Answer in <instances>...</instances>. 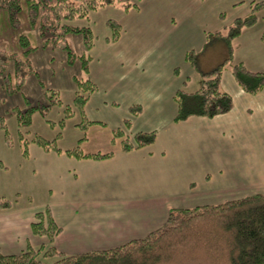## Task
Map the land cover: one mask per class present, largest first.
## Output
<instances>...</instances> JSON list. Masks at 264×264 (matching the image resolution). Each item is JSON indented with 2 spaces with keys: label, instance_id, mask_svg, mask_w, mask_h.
Returning a JSON list of instances; mask_svg holds the SVG:
<instances>
[{
  "label": "crops",
  "instance_id": "1",
  "mask_svg": "<svg viewBox=\"0 0 264 264\" xmlns=\"http://www.w3.org/2000/svg\"><path fill=\"white\" fill-rule=\"evenodd\" d=\"M250 1L252 8L256 1L264 0ZM133 3L137 8L131 12L139 9V3ZM163 5L166 12L161 18L152 11L154 18L149 22L144 21L149 19L147 16L140 19L137 36L142 32L148 40H156V44L128 53L124 58L127 72L122 81L102 88L92 71L87 74L99 88L100 99L93 101L95 105L114 110L123 107V114L117 115L120 117L117 130L122 129L120 121L132 117L138 127L135 134L156 131V142L131 152L119 149L106 160H79L43 151L45 162L40 167L46 169L47 183L54 187L50 202L36 209L29 205L19 210L13 204L6 209L0 207V249L5 255L51 245L48 237L36 236L32 231L36 214L46 208L62 229L54 245L102 250L143 239L161 229L175 208L218 205L264 194V90L258 95L244 92L229 68L223 73L221 86L232 96L233 110L213 119L194 117L176 123L175 94L186 90L192 82L191 75L184 78L181 71L186 66L187 54L198 49L191 48L195 47L192 41L198 39L203 45L196 50L201 52L209 44L206 45L207 35L191 36L205 24L204 15L200 16L201 1L191 0L180 12L178 5L171 2ZM203 33L207 34V30ZM263 33L248 35L242 41L243 33L236 40L249 50L245 55L235 52V63H243L252 72L264 73ZM155 52L157 55L153 56ZM149 59L151 62L147 63ZM158 62L162 66H156ZM147 72L153 75L146 78ZM199 87L197 83L186 91L196 92ZM107 94H111L109 99ZM135 105L142 108L138 116L130 112ZM198 173H204L203 197L195 192L197 182L193 177ZM182 184L189 185V191L175 196ZM201 199L204 203L196 204Z\"/></svg>",
  "mask_w": 264,
  "mask_h": 264
},
{
  "label": "rangeland",
  "instance_id": "2",
  "mask_svg": "<svg viewBox=\"0 0 264 264\" xmlns=\"http://www.w3.org/2000/svg\"><path fill=\"white\" fill-rule=\"evenodd\" d=\"M130 1L138 2L139 9L127 12L121 5L105 6L91 13L89 19L75 22L77 26L91 28L92 46L87 48L82 35L70 34L68 42L75 54L72 61L69 60L67 52L55 49L52 44L47 47L42 46L43 39H41L38 30L29 28L25 12L18 15L22 22L18 28L14 27L8 13L0 12V55L12 53L22 55L28 47H39L29 56L33 72L26 74V80L21 89L13 92L8 91V88L17 87L14 61L5 64L4 74L10 76L7 86L0 73V201H8L19 210L29 205L36 209L49 204L51 189L54 187H50L51 185L47 183L46 169L40 167L41 162H45V158L42 154L44 153L43 148L34 141L37 136L55 143L62 151L78 149L84 154H106L115 153L120 149L121 138H118L115 132L118 129L116 124L120 120L117 115L123 114V107H120V110H114L110 106L105 108L95 105L93 101L100 99L97 98L100 93L97 86L95 92L90 93L85 105V114L75 104L76 94L79 91L78 82H85L89 79L87 72L82 67V56L90 59L88 75L92 71L102 88L112 82L122 81L127 72L128 63L124 61V58L128 53L138 52L139 47L142 46L146 50L147 47H153L156 44V40H148L142 32L138 36L142 35L143 40L138 38L140 19L147 16L149 19L144 21L149 22L154 18H151L152 11L158 13L161 18V14L166 12L164 2L178 5L177 9L180 12L183 5L190 3L191 0ZM201 2L203 6L200 16L204 15L205 24L199 26L192 33L191 36L195 38H198L199 35L205 38L208 34L217 33V30L225 33L236 19L247 17L252 10L250 0H205ZM258 2L261 1H256V3ZM257 17L255 25L243 31L244 39L242 41L247 39L248 35L256 36L264 32V9L257 13ZM109 21L116 22L121 27V34L117 41H111L114 31L109 26ZM205 30H207V34L203 33ZM22 35L30 38L29 45H23L22 41L25 39L21 37ZM192 42L195 46L191 47L192 49L203 47L198 39H193ZM233 45L232 63H235V52L236 55H245L249 49L237 44L236 40ZM187 46L189 45L187 44ZM196 50L190 52L199 53L198 56H200H197V59L202 72L215 69L229 57V48L224 40L214 39L207 47L203 48L202 52ZM155 55H157L156 52L153 56ZM150 62L151 59L147 63ZM156 66H162L161 62L156 63ZM181 71L184 78L188 74L191 75L192 82L186 90L191 91L193 86L201 83L199 71L189 61L186 66L181 68ZM152 75L153 73L147 72L145 77L150 78ZM110 95L107 94V99L110 98ZM35 107L39 109L33 113L32 123L20 125L18 115ZM131 115L133 114L131 113ZM127 119L132 122L129 128L125 124ZM97 120L106 121V124L98 123L101 121ZM120 122L122 129L119 130L126 131L129 134L127 136L133 139L138 128L133 123V118L128 117ZM24 150L28 151L27 155ZM203 174L198 173L193 177V180L197 182L195 192L201 193L200 197H203L204 192ZM188 186L182 184L181 189L175 191V196L186 194V190L189 191ZM197 202L199 203L196 204L204 203L203 199ZM50 247L51 245L41 248L43 251H41L39 259L43 264H54L60 259L58 255H45ZM57 247L59 246L57 245ZM89 250L97 249L81 250L78 247L73 249L59 247V251H64L66 255L88 252Z\"/></svg>",
  "mask_w": 264,
  "mask_h": 264
},
{
  "label": "trees",
  "instance_id": "3",
  "mask_svg": "<svg viewBox=\"0 0 264 264\" xmlns=\"http://www.w3.org/2000/svg\"><path fill=\"white\" fill-rule=\"evenodd\" d=\"M110 5H121L127 12L137 8V4L130 0H0V12L8 13L16 28L22 24L18 15L25 12L29 28L38 30L43 39L42 46L52 44L55 49L67 52L69 60L72 61L75 54L68 42L70 34L82 35L87 48L92 46L91 28L77 26L75 22L89 19L91 13ZM263 9L264 1L254 3L250 14L245 18L236 19L225 33L220 31L207 35L206 45L214 39H221L229 48V57L211 72L203 73L199 70L197 53L187 54L186 60L200 72L201 83L196 92L181 89L175 94L174 100L178 107L176 123L194 117L213 119L233 110V98L221 86L223 73L229 68L244 92L251 95L263 92L264 73L252 72L243 63H232L234 41L241 37L246 28L255 25L258 20L257 13ZM108 24L114 31L111 41H117L121 27L113 21ZM21 37L25 39L22 41L24 46L30 44L29 37ZM262 40L264 41V33ZM38 48L28 47L22 55H0V73L6 86L10 76L4 74L5 64L14 61L16 65L17 87L8 88L9 92L21 89L26 74L33 72L29 56ZM82 60V67L88 74L90 59L82 56ZM78 86L75 104L85 114V105L90 93L95 92L97 88L90 79L79 81ZM37 109L39 108H31L19 114L20 125H30L32 115ZM130 110L135 116L142 112L139 105L131 107ZM125 124L129 128L132 122L127 119ZM115 135L121 138L120 150L123 152L151 146L157 140L156 131L139 132L133 139L122 130H117ZM34 141L45 152H55L79 160H106L114 156L113 152L84 154L78 149L62 151L55 143L39 136L35 137ZM24 153L27 155L28 151L24 150ZM0 205L6 209L11 203L1 200ZM32 231L36 236L49 238L51 247L45 255L60 256L54 264H264V194L256 193L218 205L171 210L165 225L143 239L132 240L116 248L74 255H66L56 249L55 239L62 233V229L53 219L49 208L36 214ZM41 251L43 249L29 247L21 254L5 255L0 249V264H43L39 259Z\"/></svg>",
  "mask_w": 264,
  "mask_h": 264
}]
</instances>
